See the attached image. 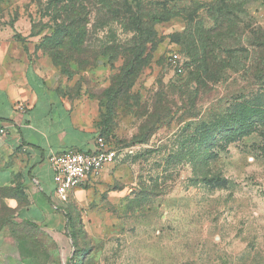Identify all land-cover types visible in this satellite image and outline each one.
I'll use <instances>...</instances> for the list:
<instances>
[{"label": "rangeland", "instance_id": "rangeland-1", "mask_svg": "<svg viewBox=\"0 0 264 264\" xmlns=\"http://www.w3.org/2000/svg\"><path fill=\"white\" fill-rule=\"evenodd\" d=\"M100 2L0 0V42L25 46L51 86L87 102L119 151L98 180L59 200L58 229L28 231L36 260L264 264V0H225L244 8L225 23L221 45L234 58L219 54L204 84L181 43L198 24L214 28L220 0H114L113 11ZM162 13L176 17L138 30L136 18ZM66 25L70 43L56 33ZM136 46L145 51L134 64Z\"/></svg>", "mask_w": 264, "mask_h": 264}, {"label": "crops", "instance_id": "crops-1", "mask_svg": "<svg viewBox=\"0 0 264 264\" xmlns=\"http://www.w3.org/2000/svg\"><path fill=\"white\" fill-rule=\"evenodd\" d=\"M31 55L0 42V264H43L26 235L59 228L48 156L90 152L99 137L91 106L51 86Z\"/></svg>", "mask_w": 264, "mask_h": 264}, {"label": "trees", "instance_id": "trees-1", "mask_svg": "<svg viewBox=\"0 0 264 264\" xmlns=\"http://www.w3.org/2000/svg\"><path fill=\"white\" fill-rule=\"evenodd\" d=\"M100 7H107L108 11L116 10V7L114 5V0H100ZM199 7H197L198 9ZM212 8L215 11V17H212L215 26L212 29H205L202 24H198L196 26V29L191 31L187 36L184 37V42L181 43L188 45V56L192 58V61L196 66L195 70L196 72L192 74V79L194 81H197L200 84H204L205 78L209 79L210 81H215L216 74L215 71H212L210 63H215L218 60L219 54H224L225 57H227L229 60H232L234 57L231 54L229 55V50L224 48L223 45H221L222 41L228 38V36L231 33V29L227 32L225 23H231L235 24L230 18L228 20L227 17L235 16V13L239 11H244V8H235L231 6L230 4H226L225 0H220V4L216 3V5H213ZM224 11V12H223ZM227 14L229 16H227ZM176 15L171 14H149L146 16H142L141 18H136L135 23H137L138 30H142L143 26L145 25L146 21L152 26L163 22H168L175 18ZM230 28V26H228ZM62 29H65L67 32L63 33ZM84 31V30H83ZM58 36L61 38H66L67 43H70L71 40L75 39V31L73 26L66 25V28H60L58 30ZM82 35V33L80 32ZM212 40H219L221 41L219 45L216 43H212ZM246 42V38L244 39ZM60 44V43H59ZM252 47L257 48L258 44H251ZM131 54L133 57V63L137 64L142 58L145 49L143 47H138L134 50H131ZM235 51V50H234ZM232 51V52H234ZM222 60V59H220ZM218 62V61H217ZM222 66H219V69H222V67L226 69H232L231 64H225V62L221 63ZM99 137H103L105 140L107 139L105 136L100 135ZM107 142V140H106ZM108 144V142H107ZM111 146L110 144H108ZM113 147V146H111ZM115 148V147H113ZM116 149V148H115ZM117 150V149H116ZM118 151V150H117ZM118 158H119V151H118ZM118 161V159H117ZM116 161V162H117ZM204 181L206 182H212L211 179L205 178ZM222 182H225V180H221ZM69 221V218H68Z\"/></svg>", "mask_w": 264, "mask_h": 264}, {"label": "built area", "instance_id": "built-area-1", "mask_svg": "<svg viewBox=\"0 0 264 264\" xmlns=\"http://www.w3.org/2000/svg\"><path fill=\"white\" fill-rule=\"evenodd\" d=\"M170 62L180 63L179 56L173 55ZM178 72L183 73L181 63ZM117 159L118 151L109 146L103 137H98L95 148L90 152L50 154L47 161L53 172L56 195L61 200L65 199L74 190L98 180L104 170L115 164Z\"/></svg>", "mask_w": 264, "mask_h": 264}]
</instances>
